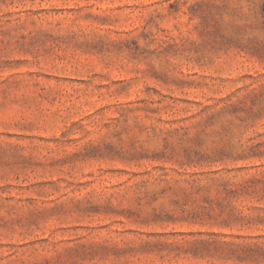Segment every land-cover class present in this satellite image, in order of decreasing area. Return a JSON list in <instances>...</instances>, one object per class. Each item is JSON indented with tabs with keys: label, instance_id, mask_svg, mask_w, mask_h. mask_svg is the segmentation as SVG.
Listing matches in <instances>:
<instances>
[{
	"label": "rangeland",
	"instance_id": "obj_1",
	"mask_svg": "<svg viewBox=\"0 0 264 264\" xmlns=\"http://www.w3.org/2000/svg\"><path fill=\"white\" fill-rule=\"evenodd\" d=\"M0 264H264V0H0Z\"/></svg>",
	"mask_w": 264,
	"mask_h": 264
}]
</instances>
